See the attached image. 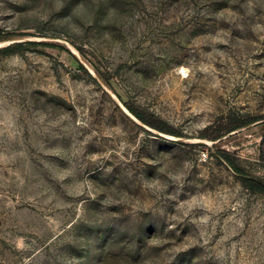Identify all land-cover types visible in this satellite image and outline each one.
<instances>
[{
  "label": "rangeland",
  "instance_id": "374dc122",
  "mask_svg": "<svg viewBox=\"0 0 264 264\" xmlns=\"http://www.w3.org/2000/svg\"><path fill=\"white\" fill-rule=\"evenodd\" d=\"M242 177L264 0H0V264H264Z\"/></svg>",
  "mask_w": 264,
  "mask_h": 264
},
{
  "label": "trees",
  "instance_id": "16d2710c",
  "mask_svg": "<svg viewBox=\"0 0 264 264\" xmlns=\"http://www.w3.org/2000/svg\"><path fill=\"white\" fill-rule=\"evenodd\" d=\"M80 68L84 70V68L81 65H80ZM128 109L136 118H138L143 123L155 128L161 132H167L170 134H175V132H173L171 130H166L164 127L159 125L158 122H154V119L150 115L141 114L140 112L136 111L135 109H133L131 107H128ZM247 123L248 122H245V121H234V122L231 121L226 128L218 130V132L212 138L215 139V138L219 137V135L221 134L222 131H230L236 127H240V126L245 125ZM225 160H227L228 163L231 164V162H229V160L227 158H225ZM241 180H242L243 185L246 188H248L249 190L264 192V184L262 181H259V180L257 181V180L247 178V177H242Z\"/></svg>",
  "mask_w": 264,
  "mask_h": 264
}]
</instances>
